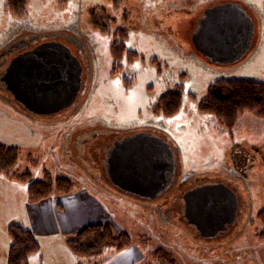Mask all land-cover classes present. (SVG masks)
Returning a JSON list of instances; mask_svg holds the SVG:
<instances>
[{
  "label": "rangeland",
  "instance_id": "obj_1",
  "mask_svg": "<svg viewBox=\"0 0 264 264\" xmlns=\"http://www.w3.org/2000/svg\"><path fill=\"white\" fill-rule=\"evenodd\" d=\"M226 1L31 0L27 18L20 19L11 14L6 0H0V46L23 27L40 33L69 27L91 47L92 54L90 64L79 57L83 71L76 111L53 113L50 119L42 116L35 123L0 99V142L39 159L33 169L35 179H44L45 168L53 177H69L76 183L70 192L30 202L28 183L0 173V264H8L12 243L8 226L12 223L32 229L41 245L27 264H155L150 250L160 246L183 264H201L182 240L184 223L177 209L165 208L160 214L152 206L161 221L171 223L168 230L155 231L144 214L147 206L134 200L139 197L110 190L114 186L109 178L100 185L93 176L102 171L111 138L141 127L166 131L177 143L179 172L200 175V180L218 179L225 175L223 166L235 161L245 170L253 211L246 234L229 251L233 259L239 251L257 254L264 264V237L259 234L264 231L260 220L264 209V120L245 111L230 134L215 116L198 107L210 83L218 78L264 82V0H229L239 2L253 24L251 44L242 57L232 63L214 62L195 47L193 34L206 8ZM95 4H102L115 17L107 28H96L89 23L90 13L85 16L86 9ZM117 30L127 33L126 50L137 55L130 57L125 52L115 72L111 46L120 39L114 34ZM49 39L66 43L78 55L77 47L65 36L51 35ZM178 86L183 95L180 111L174 116L154 113V103ZM68 140L72 141L66 144ZM20 162L23 172L29 163L25 158ZM92 223L109 224L115 235L128 232L133 242L121 250L106 248L99 257L76 255L66 241ZM211 261L209 264H224L219 257Z\"/></svg>",
  "mask_w": 264,
  "mask_h": 264
},
{
  "label": "water",
  "instance_id": "obj_2",
  "mask_svg": "<svg viewBox=\"0 0 264 264\" xmlns=\"http://www.w3.org/2000/svg\"><path fill=\"white\" fill-rule=\"evenodd\" d=\"M252 28L238 6L221 4L206 10L193 42L212 61L233 62L245 52ZM4 80L14 98L28 110L52 114L76 101L82 87V64L66 44L45 40L15 55ZM165 143L144 132L116 140L107 157L111 181L132 195L156 196L171 180L173 170L171 150ZM159 154L164 162H157ZM184 198L186 216L205 234L226 229L236 216V194L225 183L197 186ZM228 200H232L230 214L224 212L228 211Z\"/></svg>",
  "mask_w": 264,
  "mask_h": 264
},
{
  "label": "trees",
  "instance_id": "obj_3",
  "mask_svg": "<svg viewBox=\"0 0 264 264\" xmlns=\"http://www.w3.org/2000/svg\"><path fill=\"white\" fill-rule=\"evenodd\" d=\"M30 2L31 0H6V6L13 16L26 19L30 12ZM227 3L240 4L234 1H227ZM109 5L115 6V2H111ZM107 10L102 4H95L86 9L85 16L87 17L90 13L89 23H92L96 28H107L109 21L115 19L114 16L109 15ZM68 28L65 27L64 30L62 28L52 29L50 32L41 34L61 35L67 38L68 32L72 31L71 28L70 31ZM114 34L120 35V39L115 40L111 46L115 61L113 69L116 72L117 62L125 52L130 57L136 56L137 53L133 50H126L124 39L127 37V33L125 31L117 30ZM182 102V90L178 86L162 95L154 103L152 110L162 116H174L180 111ZM198 107L200 111L215 116L220 121L219 123L232 134L239 118L245 111L264 120V82L253 79L218 78L210 83L207 94L200 99ZM26 154L18 146H9L0 142V173L10 180L28 183L30 202L48 198L55 193H67L74 189L76 185L74 180L65 176L53 177L51 172L45 168H43L44 179H35L33 169L39 165V159L31 153ZM22 158H25L29 166L20 172ZM260 215V220L264 225V209ZM8 232L12 238L7 252L8 264H27L29 256L37 252L41 246L35 232L19 223L10 224ZM259 234L264 237V231ZM66 242L76 255L99 257L106 248L114 247L121 250L128 247L132 244L133 239L128 232L115 235L109 224L92 223L78 230L74 237L67 239ZM150 251L155 264H183L166 247L151 248Z\"/></svg>",
  "mask_w": 264,
  "mask_h": 264
},
{
  "label": "flooded vegetation",
  "instance_id": "obj_4",
  "mask_svg": "<svg viewBox=\"0 0 264 264\" xmlns=\"http://www.w3.org/2000/svg\"><path fill=\"white\" fill-rule=\"evenodd\" d=\"M216 6V5H215ZM214 7V6H213ZM70 31V28H68ZM72 29V28H71ZM67 35L68 41L74 46L77 47L76 52H78V57L82 59L84 62L89 63V59L91 58V47L85 44L84 41H81L80 37L74 32H68ZM45 35V34H44ZM36 29H31L28 27H23L17 34H14L10 37L9 41L4 43L0 46V99H4L6 105L11 107L12 109L17 110L22 116L28 118L32 122H39L40 118L43 115L34 113L28 110L23 104H21L18 100L14 98V95L10 92L7 88V84L4 80V75L6 73V69L9 64V59L15 55L16 53L31 48L37 42H40V38L44 36ZM48 35V34H46ZM66 38V37H65ZM40 40V41H39ZM76 103L71 108H68L65 113L66 114L70 111H74L78 106ZM44 117V116H43ZM61 117V116H60ZM51 117L47 115L44 119H50ZM106 132L107 130H103ZM139 132H144L148 134L155 135L162 141L166 142V146L168 149L171 150V156L173 158V170L171 172V180L168 182L167 186H165L156 196L154 197H141L135 198L134 200L144 204L147 206V209H144V214L147 215L152 227L154 230H162L166 231L169 229L170 222L161 221L160 215L154 214V210L152 206L156 208L158 213H162V209L173 207V209H177L180 213L181 221L184 223V226L180 229L181 237L184 241L185 245L191 250H193L197 254V259H201V264H209L211 263L212 259L219 257L222 258L224 264H260L261 258L258 257L257 254H248L246 252L239 251L240 253L236 255L235 259H233V253H230L229 250H232L233 244L235 241L241 238L243 234H246V229L249 227V222L252 216L253 211V202L249 200L248 194L250 193L248 181L246 180V173L245 170L241 171L238 167L236 161L232 164H225L223 169H225V175L221 176L220 178H212L208 180H200V175H195L194 173H190L188 171H177V166L180 164L179 158L180 153L178 151L179 147L177 143H174V140L169 136H167L166 131H162L160 129H153L152 127H141L139 129H135L131 133H122L118 136H114L111 138V141L107 148H105L104 154L109 156V152L112 150L114 142L116 140H120L125 136L134 135ZM80 135L76 136V139L79 138ZM72 140L65 141L66 144L70 143ZM164 154V158H166V153ZM157 162L160 161L164 162L163 156L160 154L156 157ZM104 160V158H102ZM88 160V159H87ZM91 162L90 160H88ZM102 171L98 175H93L96 177L100 182L99 184H104V180L109 178L108 175V164L107 161H103L101 166ZM83 169H85L83 167ZM86 170V169H85ZM108 176H106V175ZM110 179V178H109ZM108 179V180H109ZM103 180V181H102ZM110 181V180H109ZM111 182V181H110ZM225 183L229 188L233 190L236 194L237 198V208L235 213V218L232 222L227 223L226 229L219 230L214 234H205L206 231H203L198 228L196 224L191 222L189 218L186 216V202H185V194L192 190L193 188L206 184V183ZM115 187V186H114ZM110 190H115L109 186ZM108 188V189H109ZM117 192L123 193L122 191L118 190ZM248 192V193H247ZM113 193V192H112ZM126 194V193H125ZM134 195V194H133ZM133 195L128 194L132 198ZM171 197L170 199H164L166 197ZM174 199V200H172ZM133 200V201H134ZM232 200H228L226 202V207L228 211H224L230 214L232 212ZM173 204L174 206L170 205ZM175 207V208H174ZM161 221V222H160ZM214 228V227H213ZM172 230V229H171ZM158 233V232H157ZM192 247V248H191ZM235 248V247H234ZM234 250V249H233Z\"/></svg>",
  "mask_w": 264,
  "mask_h": 264
},
{
  "label": "crops",
  "instance_id": "obj_5",
  "mask_svg": "<svg viewBox=\"0 0 264 264\" xmlns=\"http://www.w3.org/2000/svg\"><path fill=\"white\" fill-rule=\"evenodd\" d=\"M181 2V1H180ZM44 212H46V211H44ZM46 217H48V215H46ZM49 227H47V228H45L46 229V231L45 232H47V229H48ZM34 229V228H33Z\"/></svg>",
  "mask_w": 264,
  "mask_h": 264
},
{
  "label": "bare ground",
  "instance_id": "obj_6",
  "mask_svg": "<svg viewBox=\"0 0 264 264\" xmlns=\"http://www.w3.org/2000/svg\"><path fill=\"white\" fill-rule=\"evenodd\" d=\"M17 25V24H16ZM15 30V29H14Z\"/></svg>",
  "mask_w": 264,
  "mask_h": 264
}]
</instances>
